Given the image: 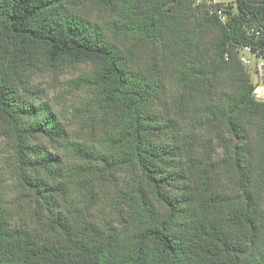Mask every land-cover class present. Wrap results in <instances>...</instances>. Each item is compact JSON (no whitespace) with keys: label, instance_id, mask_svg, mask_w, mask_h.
<instances>
[{"label":"trees","instance_id":"16d2710c","mask_svg":"<svg viewBox=\"0 0 264 264\" xmlns=\"http://www.w3.org/2000/svg\"><path fill=\"white\" fill-rule=\"evenodd\" d=\"M245 51L264 0H0V264H264ZM80 65L72 129L36 79Z\"/></svg>","mask_w":264,"mask_h":264},{"label":"rangeland","instance_id":"374dc122","mask_svg":"<svg viewBox=\"0 0 264 264\" xmlns=\"http://www.w3.org/2000/svg\"><path fill=\"white\" fill-rule=\"evenodd\" d=\"M218 1L235 2L236 0ZM83 9L84 8H82L81 12L86 13L87 11H89L93 18L98 19L99 21H102L108 16L103 10H100L95 6L93 7L89 4L86 5V10ZM245 54L251 60V62L249 63V69L252 75V79L254 81H258L261 76L257 71V68L255 67V63L257 61H264V59H256V57H254L253 54L249 51H245ZM82 69L83 65H80L75 68H69L65 73L58 76L53 74H43L36 79L39 85L44 88L45 99L49 100L55 112H57L61 119H63V121H65L72 129V119L74 118L75 114L74 107L80 104L81 97L84 96L81 91L77 90V86L72 82V79L80 74ZM4 148V142H0V157L2 159ZM0 163L3 164V162Z\"/></svg>","mask_w":264,"mask_h":264},{"label":"built area","instance_id":"2783aa9c","mask_svg":"<svg viewBox=\"0 0 264 264\" xmlns=\"http://www.w3.org/2000/svg\"><path fill=\"white\" fill-rule=\"evenodd\" d=\"M195 2L197 4L202 2L215 3L218 2V0H195ZM218 13L222 16V18L225 17V14L222 12L221 9L218 10ZM242 60L246 64H249L251 62L247 57H243ZM256 68L261 76L262 82H260L254 90V96L256 97V99L264 100V63H257Z\"/></svg>","mask_w":264,"mask_h":264},{"label":"crops","instance_id":"0c3cea01","mask_svg":"<svg viewBox=\"0 0 264 264\" xmlns=\"http://www.w3.org/2000/svg\"><path fill=\"white\" fill-rule=\"evenodd\" d=\"M259 60V59H258ZM259 63H264V61H258ZM255 67H256V63H255ZM255 82H257L258 84L260 83V82H262V79L261 78H259V80L258 81H255Z\"/></svg>","mask_w":264,"mask_h":264}]
</instances>
